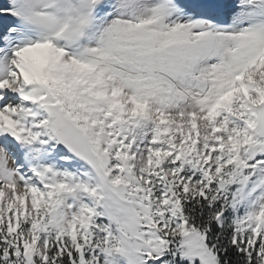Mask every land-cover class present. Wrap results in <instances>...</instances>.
Instances as JSON below:
<instances>
[{"label": "snow or ice", "instance_id": "obj_1", "mask_svg": "<svg viewBox=\"0 0 264 264\" xmlns=\"http://www.w3.org/2000/svg\"><path fill=\"white\" fill-rule=\"evenodd\" d=\"M0 264H264V0H0Z\"/></svg>", "mask_w": 264, "mask_h": 264}]
</instances>
